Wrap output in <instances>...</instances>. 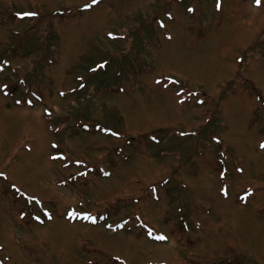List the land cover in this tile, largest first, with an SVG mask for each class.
Segmentation results:
<instances>
[{"label":"rangeland","instance_id":"rangeland-1","mask_svg":"<svg viewBox=\"0 0 264 264\" xmlns=\"http://www.w3.org/2000/svg\"><path fill=\"white\" fill-rule=\"evenodd\" d=\"M261 145L264 0H0V264H264Z\"/></svg>","mask_w":264,"mask_h":264},{"label":"snow or ice","instance_id":"snow-or-ice-1","mask_svg":"<svg viewBox=\"0 0 264 264\" xmlns=\"http://www.w3.org/2000/svg\"><path fill=\"white\" fill-rule=\"evenodd\" d=\"M94 3L98 2V0H93ZM257 2L259 3V0H257ZM24 15L26 16H32V15H35L34 13H25ZM261 147H264V145H261ZM157 239H160V240H164L166 239V237H163V236H158L156 237Z\"/></svg>","mask_w":264,"mask_h":264}]
</instances>
